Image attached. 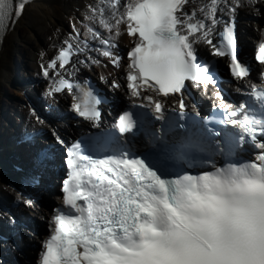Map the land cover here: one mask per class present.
<instances>
[{
	"label": "snow or ice",
	"instance_id": "6c2138e0",
	"mask_svg": "<svg viewBox=\"0 0 264 264\" xmlns=\"http://www.w3.org/2000/svg\"><path fill=\"white\" fill-rule=\"evenodd\" d=\"M30 2L0 0V34ZM241 10L264 14V0H96L86 6L83 33L70 25L40 64L44 95L56 102L70 94L71 111L99 129L107 98L73 77L80 67L119 69L117 41L126 35L129 104L98 135L65 144L52 130L67 171L38 264H264V30L254 57L260 84H248L242 102L225 100L216 64L200 55L206 47L234 81H247ZM191 89L211 90V115L189 109ZM31 116L45 124L35 110ZM248 151L254 159L242 158ZM17 199L34 206L23 194Z\"/></svg>",
	"mask_w": 264,
	"mask_h": 264
},
{
	"label": "bare ground",
	"instance_id": "6f19581e",
	"mask_svg": "<svg viewBox=\"0 0 264 264\" xmlns=\"http://www.w3.org/2000/svg\"><path fill=\"white\" fill-rule=\"evenodd\" d=\"M85 0H58L51 5H36L33 4L26 8L25 14L18 22L15 23L12 32L8 35L5 42V49L0 58V103L4 97V89L10 82V65L12 55H16L19 51L26 50V54L31 59V66L34 70L38 67L40 56L46 52L50 53L53 48L52 44L57 46V42L63 36H66L68 27H65V22L74 18V4H78L79 11L85 10ZM96 0H88L86 3L92 4ZM79 11H76L79 13ZM244 11V10H241ZM252 14H257L250 10H246ZM258 15V14H257ZM261 17H263V14ZM257 23L254 21L251 27H255ZM122 46H129L130 39L121 36L118 40ZM54 46V47H55ZM25 53V51H24ZM196 94L202 95L205 99L213 104L212 95L203 93L199 90ZM40 219L48 225V213L44 210L39 211Z\"/></svg>",
	"mask_w": 264,
	"mask_h": 264
}]
</instances>
